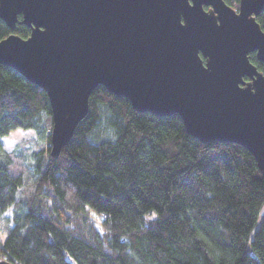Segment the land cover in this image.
Returning <instances> with one entry per match:
<instances>
[{
  "label": "trees",
  "instance_id": "obj_1",
  "mask_svg": "<svg viewBox=\"0 0 264 264\" xmlns=\"http://www.w3.org/2000/svg\"><path fill=\"white\" fill-rule=\"evenodd\" d=\"M21 21L0 20V40L27 39ZM256 21L264 32V9ZM51 128L46 93L0 65V261L264 264V175L245 148L203 144L179 116L138 113L103 87L57 158ZM19 129L34 134L6 150Z\"/></svg>",
  "mask_w": 264,
  "mask_h": 264
},
{
  "label": "water",
  "instance_id": "obj_2",
  "mask_svg": "<svg viewBox=\"0 0 264 264\" xmlns=\"http://www.w3.org/2000/svg\"><path fill=\"white\" fill-rule=\"evenodd\" d=\"M263 9L264 0H239L238 13L223 0H0L10 30L18 16L31 29L0 40V65L46 93L53 158L103 87L138 113L179 116L203 144L245 148L264 175V74L249 59L264 66Z\"/></svg>",
  "mask_w": 264,
  "mask_h": 264
},
{
  "label": "rangeland",
  "instance_id": "obj_3",
  "mask_svg": "<svg viewBox=\"0 0 264 264\" xmlns=\"http://www.w3.org/2000/svg\"><path fill=\"white\" fill-rule=\"evenodd\" d=\"M34 132L32 130H15L10 133L8 137L3 140V146L6 150H11L15 148V146L21 143L24 140H30L33 136ZM7 142V143H6ZM264 213V209L261 212V216Z\"/></svg>",
  "mask_w": 264,
  "mask_h": 264
},
{
  "label": "flooded vegetation",
  "instance_id": "obj_4",
  "mask_svg": "<svg viewBox=\"0 0 264 264\" xmlns=\"http://www.w3.org/2000/svg\"><path fill=\"white\" fill-rule=\"evenodd\" d=\"M205 11H208L209 7H203ZM236 13H238V10H239V3H238V6L236 8H232ZM257 17V16H256ZM256 17H255V20H256ZM257 22V21H256ZM260 26V25H259ZM254 54L255 57H256V53H251V55ZM262 73V72H261ZM244 81L245 82H248L249 80L247 78H244Z\"/></svg>",
  "mask_w": 264,
  "mask_h": 264
},
{
  "label": "snow or ice",
  "instance_id": "obj_5",
  "mask_svg": "<svg viewBox=\"0 0 264 264\" xmlns=\"http://www.w3.org/2000/svg\"><path fill=\"white\" fill-rule=\"evenodd\" d=\"M7 143V142H6Z\"/></svg>",
  "mask_w": 264,
  "mask_h": 264
}]
</instances>
